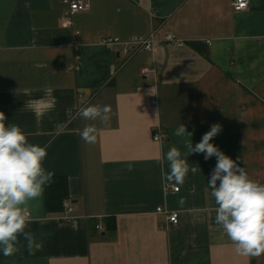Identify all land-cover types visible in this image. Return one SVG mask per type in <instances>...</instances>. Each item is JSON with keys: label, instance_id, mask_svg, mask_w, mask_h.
Here are the masks:
<instances>
[{"label": "crops", "instance_id": "0c3cea01", "mask_svg": "<svg viewBox=\"0 0 264 264\" xmlns=\"http://www.w3.org/2000/svg\"><path fill=\"white\" fill-rule=\"evenodd\" d=\"M86 1L66 18L60 0H0V113L46 148L44 167L67 179L71 205L65 222L63 203L49 216L43 194L29 201L26 231L41 248L29 253L21 236L0 264H264V254L237 255L215 224L216 157L188 156L190 138L175 135L185 125L195 146L220 124L211 143L264 183V0L240 12L232 0ZM169 31L182 47L160 42ZM151 33L154 48L127 58L103 42ZM89 105H110L109 124L82 119ZM85 125L94 143L81 139ZM172 147L189 164L182 185L160 164Z\"/></svg>", "mask_w": 264, "mask_h": 264}, {"label": "clouds", "instance_id": "9594fccd", "mask_svg": "<svg viewBox=\"0 0 264 264\" xmlns=\"http://www.w3.org/2000/svg\"><path fill=\"white\" fill-rule=\"evenodd\" d=\"M111 111L110 105H89L80 109L79 116L89 121L99 119L107 125ZM5 120V115L0 113V252L7 257L18 251L15 245L21 236L27 241L29 253L40 250L41 244L26 231L30 222L26 205L42 196L45 187L53 182L54 172L44 167L46 148L30 143L28 134L19 125H6ZM221 130L220 124L211 125L195 146L191 139L193 133L185 125L180 124L175 135L190 138L185 144L188 156L204 154L206 161L216 157L217 163L208 179L216 205L215 224L226 234L237 255L259 257L264 254V183L250 178L244 167L211 143ZM96 133L95 125H85L80 137L86 143H94ZM165 162L169 171L164 178L182 185L189 164L181 151L170 148L160 159L162 169ZM127 171H133L131 163Z\"/></svg>", "mask_w": 264, "mask_h": 264}, {"label": "built area", "instance_id": "2783aa9c", "mask_svg": "<svg viewBox=\"0 0 264 264\" xmlns=\"http://www.w3.org/2000/svg\"><path fill=\"white\" fill-rule=\"evenodd\" d=\"M61 5H63V16L68 18L73 14L82 12L89 8V4L86 0H60ZM249 0H232L231 2V9L233 12H240L245 10L248 7ZM104 44L109 46H117L119 47V54H122L126 58L141 51H151L155 43L157 42L154 40V33H151L146 36L140 37H132L126 41L120 40L118 37H112V39L103 40ZM160 42L173 45L175 47H182L184 45L183 41L178 38L173 32L169 31L164 34V37ZM149 71L144 69L143 73H148ZM158 137V139H157ZM164 135L160 132L154 134L153 140L159 142L160 140L164 139ZM173 192L178 191L179 187H171L170 188ZM64 208L66 210L65 214L61 216V220L65 222H69L71 217L68 216V213L71 212V205L68 201L63 202ZM156 212L163 213L166 216L167 224L169 225H176L178 223V215L174 212H169L162 207H158ZM96 230L102 231V226L97 224L95 226Z\"/></svg>", "mask_w": 264, "mask_h": 264}, {"label": "trees", "instance_id": "16d2710c", "mask_svg": "<svg viewBox=\"0 0 264 264\" xmlns=\"http://www.w3.org/2000/svg\"><path fill=\"white\" fill-rule=\"evenodd\" d=\"M68 199L67 179L65 177H53V182L46 186L43 192V206L45 215L56 216L63 210V201ZM94 227V225H93ZM114 219L105 221L104 232L114 230Z\"/></svg>", "mask_w": 264, "mask_h": 264}]
</instances>
